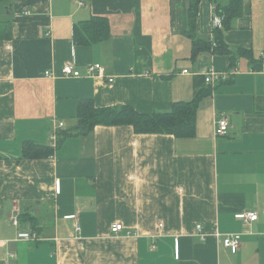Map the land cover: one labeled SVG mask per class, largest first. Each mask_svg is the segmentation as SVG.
<instances>
[{
    "label": "crops",
    "instance_id": "crops-1",
    "mask_svg": "<svg viewBox=\"0 0 264 264\" xmlns=\"http://www.w3.org/2000/svg\"><path fill=\"white\" fill-rule=\"evenodd\" d=\"M187 8L188 0H10L12 37L0 41V264H264V0H242L224 34L231 52H251L234 72L228 55L191 59ZM213 15L200 0L199 37H210ZM92 17L107 19L110 39L75 45L74 27ZM67 64L80 76L62 75ZM94 64L103 76L88 74ZM207 89L192 138L96 126L52 157L22 159L26 142L52 145L57 123V133L75 127L82 100L151 115ZM222 117L228 134L216 137ZM244 212L257 214L247 227L236 218ZM215 231L240 234L239 248H224Z\"/></svg>",
    "mask_w": 264,
    "mask_h": 264
},
{
    "label": "trees",
    "instance_id": "trees-1",
    "mask_svg": "<svg viewBox=\"0 0 264 264\" xmlns=\"http://www.w3.org/2000/svg\"><path fill=\"white\" fill-rule=\"evenodd\" d=\"M200 0H188L186 36L191 40V59L201 53L228 55L230 69H235L240 58L251 59L249 50L237 49L231 52L224 42V34L233 28L236 19L242 16V0H210L213 13L222 19L221 28H212L210 37H199L195 24ZM10 0H0V41L12 37L11 21L8 16ZM110 27L104 17H92L80 22L73 29V42L78 46L91 47L110 39ZM210 94V90L198 91L188 102H176L167 112L151 115L140 114L131 106L96 108L91 100H82L77 106L76 125L70 130L59 131L51 146L26 142L22 159H45L52 157L61 143L71 137L87 138L96 126L129 125L138 134L172 135L176 139H189L195 134L196 112L200 101Z\"/></svg>",
    "mask_w": 264,
    "mask_h": 264
},
{
    "label": "built area",
    "instance_id": "built-area-1",
    "mask_svg": "<svg viewBox=\"0 0 264 264\" xmlns=\"http://www.w3.org/2000/svg\"><path fill=\"white\" fill-rule=\"evenodd\" d=\"M221 27H222V19L219 16L213 15V17H212V28H221ZM260 58L264 59V53L260 56ZM232 71L234 72L235 70L233 69ZM87 72L90 76L97 75V76L101 77V76H103V67L98 65V64L90 65L87 68ZM61 73L64 76H71V77H79L80 76V73L78 71H76L73 66H71L69 64L63 66ZM46 75H49V74L46 73ZM215 78H216L215 74L208 73L205 81H206V83H210V82L214 81ZM112 82H113L112 79L108 80L109 84ZM62 127H63V124L60 122L57 123L56 126L54 125V129L50 135V140L52 141V144H54L53 142L56 141L57 130L58 129L60 130ZM228 130H229L228 120H227V118L222 117L216 122L214 135L216 137H224L228 134ZM236 218L245 227H247L249 225V223L255 222L257 220V214L251 213V212H246V213L244 212V213L236 215ZM13 223L16 224V219L13 220ZM122 229H123V226L121 223H115V224L111 225L110 233L112 235L116 236L122 231ZM76 230H79L78 226H76ZM195 231H196V236H198L201 241H204L207 235L204 234L203 232H201L202 228L200 225L195 226ZM213 235L215 236L216 239H218L220 241L221 245L224 248L230 249L232 252H235L240 246V237H241L240 234L220 235L215 231L213 233Z\"/></svg>",
    "mask_w": 264,
    "mask_h": 264
},
{
    "label": "water",
    "instance_id": "water-1",
    "mask_svg": "<svg viewBox=\"0 0 264 264\" xmlns=\"http://www.w3.org/2000/svg\"><path fill=\"white\" fill-rule=\"evenodd\" d=\"M6 9V8H5ZM7 10V9H6Z\"/></svg>",
    "mask_w": 264,
    "mask_h": 264
}]
</instances>
